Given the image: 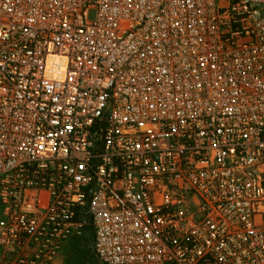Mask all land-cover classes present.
<instances>
[{"label":"built area","instance_id":"2783aa9c","mask_svg":"<svg viewBox=\"0 0 264 264\" xmlns=\"http://www.w3.org/2000/svg\"><path fill=\"white\" fill-rule=\"evenodd\" d=\"M264 264V0H0V264Z\"/></svg>","mask_w":264,"mask_h":264},{"label":"rangeland","instance_id":"374dc122","mask_svg":"<svg viewBox=\"0 0 264 264\" xmlns=\"http://www.w3.org/2000/svg\"><path fill=\"white\" fill-rule=\"evenodd\" d=\"M72 264H86V263L82 262V261L80 260V258L77 257V255H74V256L72 257Z\"/></svg>","mask_w":264,"mask_h":264}]
</instances>
